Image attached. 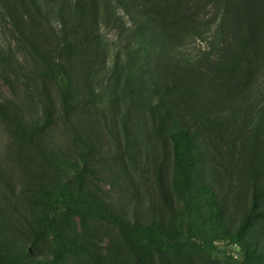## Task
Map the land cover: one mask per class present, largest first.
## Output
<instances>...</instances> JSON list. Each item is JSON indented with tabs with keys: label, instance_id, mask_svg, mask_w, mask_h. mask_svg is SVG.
I'll return each mask as SVG.
<instances>
[{
	"label": "rangeland",
	"instance_id": "1",
	"mask_svg": "<svg viewBox=\"0 0 264 264\" xmlns=\"http://www.w3.org/2000/svg\"><path fill=\"white\" fill-rule=\"evenodd\" d=\"M138 4L62 41L15 3L68 97L0 25V264H264V0Z\"/></svg>",
	"mask_w": 264,
	"mask_h": 264
},
{
	"label": "trees",
	"instance_id": "2",
	"mask_svg": "<svg viewBox=\"0 0 264 264\" xmlns=\"http://www.w3.org/2000/svg\"><path fill=\"white\" fill-rule=\"evenodd\" d=\"M17 4L18 0H12ZM22 0H19V2ZM35 9L39 16L54 28L56 34L62 41H67L70 36H74L71 29L76 27L78 20L85 19L87 24L86 39H101L102 32L106 30H114L119 27L122 22V13L131 11L134 7H140L139 0H27ZM10 0H0V25L10 31L18 43V54L28 55L34 61L44 62L47 69L42 68L44 75L53 79L60 88V92L64 97H68L71 93V80L66 72L65 67L61 63L50 61L43 50L40 49L27 21V15L16 8L15 3ZM141 8V7H140ZM62 30H56L55 28ZM72 34V35H71ZM137 30L131 34L132 38H137ZM26 45V46H25ZM16 53L10 49V59H4L8 68H14V59ZM148 87L158 91V85L154 80L148 81ZM179 133L189 140L190 135L185 130H179ZM80 170V169H78ZM207 204L212 216L216 222L218 232L221 234L222 240H228L232 244H239L237 236L229 237L225 235L222 229L220 218V204L214 190L208 186H204ZM55 197L65 200L66 202L80 203L81 200L74 194L63 192Z\"/></svg>",
	"mask_w": 264,
	"mask_h": 264
}]
</instances>
